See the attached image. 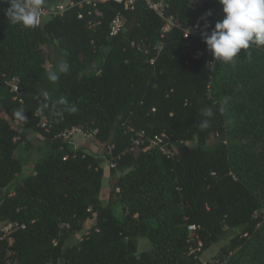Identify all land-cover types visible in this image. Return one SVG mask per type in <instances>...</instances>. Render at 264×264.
Segmentation results:
<instances>
[{
	"label": "trees",
	"instance_id": "obj_1",
	"mask_svg": "<svg viewBox=\"0 0 264 264\" xmlns=\"http://www.w3.org/2000/svg\"><path fill=\"white\" fill-rule=\"evenodd\" d=\"M167 1L182 28L204 14L210 32L224 17L218 0ZM8 7L0 0V106L7 115L0 116V264H203L189 254V224L201 226L204 251L228 241L209 264H264V46L241 49L231 63L216 61L201 35L173 28L162 36L165 22L143 2L133 10L101 3L82 18L74 7L27 28L8 20ZM118 13L126 25L111 35ZM94 19L100 23L91 28ZM133 42L163 48L153 49V64ZM49 43L59 53L55 81L44 55ZM13 77L17 92L5 83ZM60 98L76 111L53 109ZM19 109L27 120L14 116ZM10 120L42 136L28 174L18 156L25 138ZM128 126L166 133L174 154L145 144L133 149ZM72 127L98 129L97 138L114 145L116 167L107 151L65 141L61 134ZM117 170L103 204V183ZM9 222L20 227L3 236ZM141 237L150 248L139 247Z\"/></svg>",
	"mask_w": 264,
	"mask_h": 264
},
{
	"label": "built area",
	"instance_id": "obj_2",
	"mask_svg": "<svg viewBox=\"0 0 264 264\" xmlns=\"http://www.w3.org/2000/svg\"><path fill=\"white\" fill-rule=\"evenodd\" d=\"M111 1L123 5L126 10H133L136 8L139 2H143L149 9L156 12L157 15L161 17L162 20L165 22V25L162 28V36L171 31L173 28H181L185 36L201 35V32L205 30V27L202 24V20H204L205 17L204 14L200 16V18L195 24L189 27L182 28V24L180 23L179 19L168 12L169 2L167 0H60L59 2L52 4H44L43 2H41V6L38 9L40 13L38 26H41L47 19L54 16L63 15L67 10L74 7H78L80 9L79 17L82 18L84 16V10H87V12L91 13L92 8L97 7L101 3ZM99 23L100 20L98 19L90 20L89 26L91 28H95ZM125 25V16L121 13H118L111 22V35L119 34L125 28ZM132 44L133 46H136L139 51H143L146 55H148L150 62L153 64L156 61V56L152 54L153 49L157 54H159L163 48L162 43L155 45L153 49L149 48L144 43L133 42ZM5 83L10 89V91L17 92L19 90L18 77H13L10 79L7 78ZM39 125L45 128L48 127L47 119L44 116L41 117ZM76 133L82 134L88 140H96L98 142H101L97 138L98 129L83 130L79 127H72L70 129H66L61 134V136L65 141L74 145L75 148H78L80 146L73 143V136ZM126 133L132 134L131 141L133 144V149L141 147L143 144H145L147 145V148L158 150L169 156L174 154V149L170 144V136H168L166 133L150 136L144 130H137L135 127L132 126L127 127ZM113 150L114 145L107 146V153L111 156V158L109 159V164L111 167L115 168L117 164V157L114 156ZM19 227L20 226L18 222H9L1 227V231L3 236H11V233ZM200 230L201 226L198 224L188 225L190 242L189 254L199 259L201 262H203V264H209L208 261L203 260L204 241L200 235ZM9 240L12 241V238L9 237ZM218 263H220L218 259H215L211 262V264Z\"/></svg>",
	"mask_w": 264,
	"mask_h": 264
},
{
	"label": "clouds",
	"instance_id": "obj_3",
	"mask_svg": "<svg viewBox=\"0 0 264 264\" xmlns=\"http://www.w3.org/2000/svg\"><path fill=\"white\" fill-rule=\"evenodd\" d=\"M42 0H8L9 7L6 9V16L13 24H20L23 27H36L39 24L40 13L38 9ZM222 5L224 17L215 23L214 28L209 32L210 25H206L201 32L202 40L213 54L215 60L231 63L238 57L241 49L248 50L252 45L264 46V0H218ZM212 15L211 10L207 13ZM248 54V53H247ZM49 80H57L55 71L49 73ZM48 98V93H43ZM62 105V111L75 112V106H70L68 101L60 98L52 102L53 109ZM44 108L48 104L43 105ZM62 111H55V115H62ZM211 117L213 112L207 110L203 113ZM14 116L20 120H27L23 109L16 110ZM208 121L203 120L201 128H206Z\"/></svg>",
	"mask_w": 264,
	"mask_h": 264
},
{
	"label": "rangeland",
	"instance_id": "obj_4",
	"mask_svg": "<svg viewBox=\"0 0 264 264\" xmlns=\"http://www.w3.org/2000/svg\"><path fill=\"white\" fill-rule=\"evenodd\" d=\"M202 0H192V2H201ZM44 55L46 58V66L49 69L54 68V65L59 57V53L57 52L55 46L52 43H49L44 46ZM62 65V61H61ZM60 69V68H59ZM91 70H96V65L91 67ZM2 107L0 106V113L5 112L2 111ZM23 136L25 140L21 143V146L18 151V156L20 157L22 164H23V174H28L32 172L33 167L40 156L38 146L42 144V136L40 133L33 129H25L23 131ZM73 143L76 145H81L83 148L88 150L91 153L97 155H103L107 151V144L103 142H98L96 140H88L82 134L76 133L73 136ZM86 145V147H84ZM122 170H117L116 173L109 179H106L103 183L101 198L103 204H106L109 199L110 194V187L113 179L122 174ZM115 212L117 215L121 216L122 211L119 205L116 206ZM94 220H90L85 224V230L90 228L94 224ZM83 232L77 233L76 235L70 236L68 239L67 244H73L78 242ZM139 247H146L147 249L151 247V243L146 238H139ZM227 240H223L220 243H217L210 247L209 249L205 250L203 253V260L207 261L210 260L212 256L220 254L222 246H225ZM14 264V263H10Z\"/></svg>",
	"mask_w": 264,
	"mask_h": 264
},
{
	"label": "crops",
	"instance_id": "obj_5",
	"mask_svg": "<svg viewBox=\"0 0 264 264\" xmlns=\"http://www.w3.org/2000/svg\"><path fill=\"white\" fill-rule=\"evenodd\" d=\"M2 111H3V110H2ZM0 116L7 117V115H6V114L4 115L3 112L0 113ZM10 123H11V125H13L14 127L18 128V129L20 130V132H23V131L25 130V128H24L21 124H19L18 122H15V121H13V120H10ZM78 146L83 147V146H81V145H78ZM84 147H86V145H85Z\"/></svg>",
	"mask_w": 264,
	"mask_h": 264
},
{
	"label": "water",
	"instance_id": "obj_6",
	"mask_svg": "<svg viewBox=\"0 0 264 264\" xmlns=\"http://www.w3.org/2000/svg\"><path fill=\"white\" fill-rule=\"evenodd\" d=\"M42 2H43L44 4H46V1H45V0H42ZM60 65H61V60H58L57 65H56V68H60ZM52 71H55V69L52 68V69H51V72H52Z\"/></svg>",
	"mask_w": 264,
	"mask_h": 264
}]
</instances>
